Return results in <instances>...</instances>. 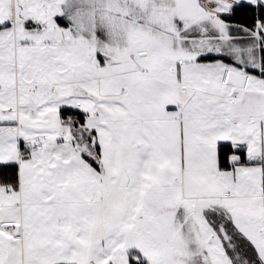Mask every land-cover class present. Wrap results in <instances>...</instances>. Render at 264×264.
<instances>
[{"label": "snow or ice", "instance_id": "obj_1", "mask_svg": "<svg viewBox=\"0 0 264 264\" xmlns=\"http://www.w3.org/2000/svg\"><path fill=\"white\" fill-rule=\"evenodd\" d=\"M0 264H264V0H0Z\"/></svg>", "mask_w": 264, "mask_h": 264}]
</instances>
